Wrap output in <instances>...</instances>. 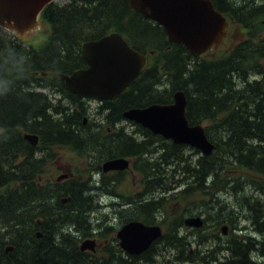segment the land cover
<instances>
[{
    "label": "trees",
    "instance_id": "trees-1",
    "mask_svg": "<svg viewBox=\"0 0 264 264\" xmlns=\"http://www.w3.org/2000/svg\"><path fill=\"white\" fill-rule=\"evenodd\" d=\"M39 22L43 27L29 38L0 29V264H264V84L244 83L241 77L236 87L229 76L261 66L264 53L258 55L257 47L264 48V41L251 37L227 54L198 61L182 45L169 43L164 30L132 10L128 0L52 2ZM112 32L145 54L147 64L115 100L98 106L99 121L112 129L100 132L89 120L83 124L90 112L87 101L65 91L58 74L85 68L82 44ZM176 91L185 93L189 124H205L215 149L210 156L193 149L186 155L166 144L157 159L146 162L150 175L134 163L152 196L140 206H146L148 215L139 217H146L147 225L162 226L160 242L169 244L167 254L149 250L133 258L117 253L112 242L95 253L81 251L80 241L98 232L91 211L100 192L114 193L119 179L110 178L111 188L102 189L92 172L79 167L69 179L56 182L54 147L65 143L89 163L139 154L144 145L132 143V133L112 125L123 123L129 108L171 103ZM139 129L146 136L147 130ZM24 133L36 134L38 147L25 141ZM127 145L134 149L128 151ZM161 165L167 175L156 171ZM155 192L160 197L153 198ZM227 196L235 202L226 203ZM178 200L208 208L200 211L204 224L195 229L209 241L205 250H191L171 230H187L184 214L168 218ZM209 220L215 231L241 227V234L220 241V234H211ZM259 231L263 234L257 240Z\"/></svg>",
    "mask_w": 264,
    "mask_h": 264
},
{
    "label": "water",
    "instance_id": "water-1",
    "mask_svg": "<svg viewBox=\"0 0 264 264\" xmlns=\"http://www.w3.org/2000/svg\"><path fill=\"white\" fill-rule=\"evenodd\" d=\"M52 1L0 0V27L30 37L41 29L38 16ZM128 4L144 18L161 26L168 42L181 44L194 57L210 51L226 36L227 21L209 0H128ZM81 54L87 67L70 75L59 74V78L69 93L99 100H114L143 72L147 60L117 32L85 42ZM123 118L175 144L190 146L204 156H210L215 149L201 124L188 123L186 97L182 91L174 93L171 104L131 108L123 113ZM24 138L31 145L37 144L35 135L25 134ZM127 168L128 162L123 158L103 164L104 172ZM65 177L60 176L57 180ZM202 224L200 217L185 220L189 227L199 228ZM160 237L159 226H147L139 221L125 224L117 233L120 247L133 254L146 251ZM80 249L94 251L95 241H82Z\"/></svg>",
    "mask_w": 264,
    "mask_h": 264
},
{
    "label": "flooded vegetation",
    "instance_id": "flooded-vegetation-1",
    "mask_svg": "<svg viewBox=\"0 0 264 264\" xmlns=\"http://www.w3.org/2000/svg\"><path fill=\"white\" fill-rule=\"evenodd\" d=\"M210 1L213 4L214 8L216 10H218L219 12H221L225 16V18L227 19V22H228V27L226 30L227 35L223 39L221 44H219L218 46H214L211 49V51H209L208 53H205L199 57H196V60H198V61H201V60L208 58V57L216 58L220 53H223V52L227 54L231 50H233L236 47L243 44L246 40L250 39L251 37H258L259 36V31H260L259 24H252V23L242 24L239 21V19L237 18L239 13L240 14L242 12L245 13L246 10H245L244 6L246 5L247 2H249L251 0H228V3H226L224 5L223 4L221 5V3L219 4L217 0H210ZM260 35H261L262 39H264V36H262V34H260ZM257 53H258V55L263 54L264 48L263 47L259 48V45H258ZM260 63H261V66L258 65V67L256 68L257 72L255 74H253L252 76H249L250 82L256 81L258 84H259V82L264 84V59H262L260 61ZM85 100L87 101V99H85ZM91 102H96L100 105L103 104V102H98L96 99H88L87 104H91ZM104 102H107V101H104ZM86 119L84 120V123H83L84 125L87 124ZM91 125H93L95 128L98 127L100 129V132H103V131L109 132L112 130L106 123H104L102 121L91 122ZM112 127L115 130L118 128H121V129H125V131L132 133L133 134L132 138L134 139V140H131L132 143L138 144V145H144V146L140 147L138 149L139 154H136L135 152H133V154L124 153L123 155H119V156L110 158V159L121 158V157L125 158L128 161V165H129V168L126 170L104 172L102 165L105 161L110 160V159H105L101 163L98 162V164L96 166H92V163L89 164V166H91V167L89 168L88 171L99 175L100 183L104 186H107V187H109V186L111 187L112 180L110 178L117 177V179H118L119 176H125L126 174H129L131 176L132 175L138 176V173L134 169V163H137L140 166L138 169L139 172L142 171V172H145L146 174L150 175L149 168L146 165V162H151L150 161L151 159L152 160L157 159L162 153L161 148L166 149V146H167L166 144H171L173 146L179 147L180 150H183V151L186 150L185 151L186 155L189 154V151L191 150V148H189L187 146L174 144L171 140H166L161 136L153 135L154 136L153 137V136L149 135L152 133L148 130H147L146 136H143L142 135L143 133L141 132L142 130L139 129V126L134 124V123H131V122L125 121V122L119 123L117 125H112ZM127 127H129V129H127ZM62 139L65 142H68V140H65V137H63ZM98 140H102V138H98ZM63 144H65V143H63ZM63 144H60V145L58 144L57 146L54 147V150H53V151H55L56 157H58V155H59V157L55 161V164H56L55 169L56 170H54V173L57 172L61 176H71L73 174L71 164H65L64 166L59 164L62 153L66 152V150L69 149L67 145H63ZM33 147H38V145L36 144ZM127 147H129L128 151H131L132 149H134V147L131 145H127ZM36 150L39 151V149H36ZM42 150L43 149H41L40 151H42ZM43 151H45V150H43ZM135 156L137 158H135ZM138 160H141L142 162H144V165L141 162H137ZM86 163H88V162H86ZM156 171L166 172L167 170L165 167H163V165H161L159 167V170H156ZM84 172H86V171L84 170ZM117 184H118V182L115 185V188H114L115 191H116ZM115 191H114V193H112V195L116 198L115 204L117 206L121 207L122 209L129 208L128 217H126L124 219H121L120 217L116 218L119 225L116 227H109L107 229L108 231L106 230L104 232H97V235L95 232L90 234L89 238H93L96 242V250L95 251L101 250L104 246H109V244L112 242L111 246L114 247V250L117 253L121 251L123 255L131 256L133 258L143 256L149 250L155 252L156 246L152 245L149 249H147L146 251H144L140 254L129 253L120 247V241L117 238V232L126 223H128L130 221H141L142 223H144L143 219L146 217H139V214L143 213V215L144 214L148 215L147 214L148 209L146 208V206L144 208H142L140 206H143L146 203L147 199L150 198V195H149L150 186L145 183V180H143V178H140V180H138V184L134 185L133 189H131V192H130L128 197L118 195L117 193H115ZM125 200H127L128 202H125ZM116 219H113V220H116ZM112 233H113V237H111ZM86 252H88V251H86Z\"/></svg>",
    "mask_w": 264,
    "mask_h": 264
},
{
    "label": "bare ground",
    "instance_id": "bare-ground-1",
    "mask_svg": "<svg viewBox=\"0 0 264 264\" xmlns=\"http://www.w3.org/2000/svg\"><path fill=\"white\" fill-rule=\"evenodd\" d=\"M217 1H218L219 4L221 3V5L222 4L224 5V4L228 3V0H217ZM244 8L246 10L245 13L242 12L241 14L240 13L238 14V17L237 18L240 19V20H243L245 22H251L253 24L252 21L255 18H257V17L258 18H263L264 17V0H261V1H259V0H251V1H249V2L246 3V5L244 6ZM256 72L257 71L254 70V69H250V70H246V71L244 69V70L239 71V72L238 71H232L229 74V76H230V83H232L236 87L237 86H241V82L242 81L241 82L238 81V79L241 78V77L244 79V83L245 82L249 83L250 82L249 81V76H252ZM159 173L162 174V175H167V172H159ZM178 174H179V172H172L171 175H175V179L177 180V179L180 178V177L178 178ZM95 185H96V187L99 186V188H102L103 187L105 189L107 187V186L102 185L99 180H96V184ZM148 185L150 186V184H148ZM109 188H111V187L109 186L108 189ZM150 192H151V188H150V191H149V195H150V198H151L152 196H151ZM160 195H161L160 192H155L153 198L160 197ZM254 197H259V194L255 195ZM150 198H148L147 201H149ZM108 199H109V203L106 204V201ZM115 201H116V198L112 194L100 192V195L98 196V199H97L96 207H94V209H92V211H91L92 212V216L95 217V212H98L99 211V212L105 213V210L111 208L112 209L111 210L112 217L111 218L108 217V219H107L106 217L109 216L110 214L106 213L105 214L106 217L103 218L102 220L100 218L98 220H94L95 222H97L96 225L98 227V229H97L98 232H104V231H106L109 228V226L111 224V220L110 219H116L118 217H120L121 219H124V218L128 217L129 208L122 209L121 207H119V206H117L115 204ZM125 202H128V201L125 200ZM196 207H200V206H196ZM206 208L207 207H204L203 209L200 208V209H201V211H204ZM235 212L238 213L237 210H235ZM186 229H187L186 231H183L182 228L180 227V228H178L177 231H175L176 229L174 227H172L171 230L174 231L178 235V237H184L185 238V241L188 243V246H189V248L191 250H200V249L205 250V247L209 244V241L205 237V235H202L201 233H199V231H195V229H193V228L186 227ZM240 230H241V227H238V229L236 230V231H238V233L235 232V234H241ZM261 231L264 232V230H262V229H261ZM261 231H259V238L257 240H260L261 237H262L261 234H263V233ZM251 233H253V232H251ZM226 236H228V235H226ZM223 238L224 237H219L218 239L221 241ZM160 240H161V237L158 238V239H156L155 241H153L152 244H151V246L152 245L153 246H156L155 247L156 248L155 249L156 250L155 252H157V254L159 256L161 255L160 257H162L163 256V253L164 254H167L166 253L167 252L166 250H168L170 247H168L169 244L166 241H163L162 240L160 242ZM198 240H200L204 244L203 245H202V243L201 244H197L196 242ZM254 256H256V255H254ZM197 258H198V256H197ZM224 258H225V256H224ZM189 264H191V263H189Z\"/></svg>",
    "mask_w": 264,
    "mask_h": 264
},
{
    "label": "rangeland",
    "instance_id": "rangeland-1",
    "mask_svg": "<svg viewBox=\"0 0 264 264\" xmlns=\"http://www.w3.org/2000/svg\"><path fill=\"white\" fill-rule=\"evenodd\" d=\"M55 2L63 3L64 0H57ZM259 21H260L259 22L260 31H259V36L258 37H259V40H263L264 41V39H262V37L260 35V34H262V36H264V23H263L264 22V17L263 18H259ZM2 30L6 31L4 28H2ZM35 34H33V35H35ZM32 36H30V37H32ZM20 38H26V36H22L21 35ZM27 38H29V37H27ZM48 93L50 94V96H52V91L51 90H49ZM97 105L98 104L96 102H91V105H90L91 106V111L86 115L87 120H89L91 122H95V121H99L101 119V116L97 115V113H96ZM91 122L89 124H91ZM86 125H88V124H86ZM203 126L205 127V124H203ZM127 129H129V127H127ZM213 135H214V132L211 131V136H213ZM58 157H59V155H58ZM58 157H56V159ZM82 160H83V157H78L77 154H75L73 151L68 149V150H66V152L62 153L59 164H61L63 166L65 164H71L72 167L75 168V169L80 167L83 170H85L86 172H88L89 168L91 167V166H89L90 163L89 162L88 163L84 162L85 159L83 161ZM97 164H98V160H95V161H93L92 166H96ZM55 166H56V164H54V169H55ZM59 176H60V174L55 172L53 179L55 180ZM118 179H119V181H118L115 193H117L118 195L124 196V197H128L130 192H131V189H133L134 185L138 184V180H140V177L136 176V175H132L131 176L129 174H126L125 176H119ZM254 193H255V191H253V194ZM227 200L228 201L226 203H228V204H233L235 202V201H233L232 198H230L228 196H227ZM195 202H198V200H196ZM108 203H109V199L106 201V204H108ZM111 210H112L111 208L107 209V210H105V213L99 212V211L95 212V217H94L95 220H98L99 218L102 220L103 218L106 217L105 216L106 213L110 214L106 218L107 219H108V217L111 218L112 217ZM173 210H174L173 212L177 213V214L169 212V215H168L169 220H173V218H172L173 215L176 216V215L184 214V219L188 218V217H192V216H201L200 207L194 206L193 203H191L190 201H187V200H185V201L178 200L177 202H175V205L173 206ZM201 217L203 218V216H201ZM110 220H111V224H110L109 227H116V226L119 225L118 222H117V219L116 220L110 219ZM242 220H244V219H242ZM211 222H213V221H211V220L208 221V228L210 229V231L212 229ZM239 223H240V226H247V223L244 222V221H241V222L239 221ZM223 225H225V224H223ZM235 232L238 233V231H236L234 228L228 229L226 231V235H233V234H235ZM211 234H220L222 237H226V235H223L220 230L219 231H215V230L212 229ZM111 237H113V233H112Z\"/></svg>",
    "mask_w": 264,
    "mask_h": 264
}]
</instances>
